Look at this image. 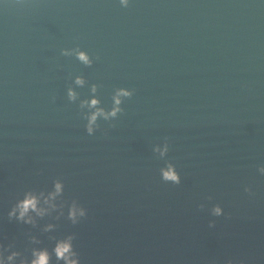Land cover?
I'll list each match as a JSON object with an SVG mask.
<instances>
[{
	"label": "clouds",
	"instance_id": "clouds-1",
	"mask_svg": "<svg viewBox=\"0 0 264 264\" xmlns=\"http://www.w3.org/2000/svg\"><path fill=\"white\" fill-rule=\"evenodd\" d=\"M78 58L81 60H86V57L83 54H78ZM77 83H80V81H77ZM124 95H126V93H123ZM71 95V93L69 94ZM117 103H119V101H116ZM93 105L96 103V101H92L91 102ZM100 114L102 115V113H94L89 119H90V123L92 121L95 120L96 115ZM111 115H114V112L111 113ZM166 177L172 180H175L176 177L171 173H167ZM56 191L58 192L60 189V186L57 184L56 186ZM18 208L20 210V216H24L25 213L29 210L32 209L33 211L36 210V200L34 197H26L24 201H22L19 205ZM68 251V245L67 244H60L58 245L57 249H56V253L58 258L61 257L63 255V253ZM0 264H2V262H0ZM33 264H47V258H46V254H39L37 260H35L33 262Z\"/></svg>",
	"mask_w": 264,
	"mask_h": 264
}]
</instances>
